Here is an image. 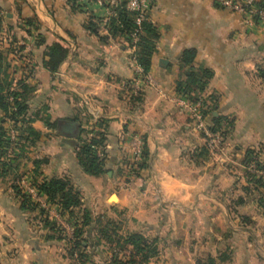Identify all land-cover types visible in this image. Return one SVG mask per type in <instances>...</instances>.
Returning a JSON list of instances; mask_svg holds the SVG:
<instances>
[{"label": "crops", "instance_id": "0c3cea01", "mask_svg": "<svg viewBox=\"0 0 264 264\" xmlns=\"http://www.w3.org/2000/svg\"><path fill=\"white\" fill-rule=\"evenodd\" d=\"M0 10V25L15 34L0 42V79L10 89L32 87L28 112L39 138L30 149V170L67 177L84 209L109 208L125 217L131 232L156 238L159 254L148 264H197L222 252L230 254L227 264H264L263 186L246 164L249 148L264 160V22L216 0H152L147 16L160 37L145 75L128 36L111 34L115 14L103 6L0 0ZM55 43L68 53L51 71L47 52ZM29 44L32 62L22 53ZM186 49L197 52L195 69L213 72L202 95L217 100H209L206 122L221 118L218 126L226 128L222 157L208 152L178 106L177 82L189 71L180 64ZM138 78L139 94L131 95L127 84ZM6 121L7 128L22 125ZM131 132L142 136L148 152L138 170L127 168ZM93 138L104 139L91 144L106 157L98 175L85 172L77 157L81 143ZM12 186L0 177V264H70L56 233L43 225L32 229Z\"/></svg>", "mask_w": 264, "mask_h": 264}, {"label": "trees", "instance_id": "16d2710c", "mask_svg": "<svg viewBox=\"0 0 264 264\" xmlns=\"http://www.w3.org/2000/svg\"><path fill=\"white\" fill-rule=\"evenodd\" d=\"M115 7V15L109 19V27L112 35H127L130 44L135 47L134 58L138 65L142 68L143 73L147 75L150 72L152 64V55L155 50V43L160 37V33L157 27L150 21L145 20L142 22L141 28L137 25L136 11H130L126 8L124 0ZM137 34V41H133V34ZM47 56L49 60L46 62L51 71H57L62 61L67 56V49L59 43H55L49 46ZM195 49H186L181 58V66H188L189 71L185 78L179 79L177 82V90L179 95L188 96L190 99H196L198 96L204 93V90L213 76V72L210 69L202 68L195 69L194 62L196 58ZM264 76V72H263ZM10 82H2L0 79V108L5 114V118H0V159L2 158V148L5 144H8L9 129L5 126L6 120H10L14 123L22 122L21 125V137L23 139L22 150L30 146H33L39 138V133L31 125L33 119L29 118L26 121V117L29 116V108L27 101L30 98L32 87L25 83H20L19 89H10ZM13 97L14 101L11 102L10 98ZM209 100L216 103L214 96L205 97V109L204 113L210 111L208 107ZM221 118H216L213 124V128H218V123ZM103 138H93L90 142L84 140L81 146L77 150V157L83 170L89 174L98 175L105 171L106 157L104 155L98 156L95 151L92 150L91 144L102 145ZM255 148H249L246 154V164L249 165L254 161ZM145 157V158H144ZM148 157L146 145L144 144L143 160ZM39 163V161H35ZM0 177H5L7 174L8 164L0 160ZM11 165V164H10ZM147 162L144 161L140 166L145 167ZM11 166H9L10 168ZM1 168H3L1 170ZM33 181L43 194L47 196V199L52 204H57L62 211V214H69L71 219L68 221L73 224L74 231L72 236V248H70L69 257L73 258L77 254V264H87L92 262L91 254L86 251L87 237L89 228L92 226L93 218L88 210L84 211L83 217L79 221L76 215V209L82 204V197L80 192L74 188L71 181L67 177H43L38 171H34ZM21 178L17 177V184ZM256 184H261L259 180L255 181ZM19 185V184H18ZM13 185V188L18 190L20 186ZM22 203V207L25 210L34 211L42 209L39 205L31 201L30 196L26 195ZM33 206V207H32ZM32 207V208H31ZM54 227V226H53ZM60 239L62 237L58 236ZM123 244L126 248H131V255L126 257H114L108 264H147L152 258L159 254L157 239L150 238L141 233H132L127 235L122 241L118 242ZM230 260V254L226 252L220 253L216 257H208L206 259H198L197 264H227Z\"/></svg>", "mask_w": 264, "mask_h": 264}, {"label": "built area", "instance_id": "2783aa9c", "mask_svg": "<svg viewBox=\"0 0 264 264\" xmlns=\"http://www.w3.org/2000/svg\"><path fill=\"white\" fill-rule=\"evenodd\" d=\"M81 6L88 7L91 4L103 6L107 9L108 13L115 14V7L118 6L121 0H77ZM126 8L130 11H136L137 25L141 28L142 22L148 19L147 12L151 6L152 0H124ZM216 4L221 8L228 10L232 13H238L247 17L250 21H256L257 23L264 22V0H216ZM2 11L0 10V16ZM15 40V34L12 29L6 26L0 25V42H9ZM133 41H137V34H133ZM15 45L19 46L18 40L15 41ZM32 50V44L27 45L26 49L22 53L27 60L32 62L30 51ZM142 80L138 78L127 84V88L131 95H138L141 89ZM205 96L200 95L196 99H190L188 96H178V106L189 114L196 127L201 131L205 140V146L211 155L222 157L224 153V139L226 128L223 126V122L220 123L217 129H214L212 125L206 122L205 109ZM10 101L13 102L14 98L11 97ZM131 141V153L127 168L130 170H138L140 163L143 161L144 153V140L142 136L137 132H131L128 134ZM18 134L12 128L9 129V142L14 145L18 140ZM98 156H103V151L97 152ZM248 171L253 181L259 180L263 186V199H264V161L259 157L254 158L248 165ZM18 184L22 188V191L30 196L31 200L39 205L40 209H44L49 213L50 218L56 220L61 228H66L74 231V226L71 224L67 215H63L60 207L57 204H52L48 201L47 196L38 190L34 181L32 182L27 176L22 177ZM70 234H68L69 236ZM71 236V235H70ZM70 238V237H69Z\"/></svg>", "mask_w": 264, "mask_h": 264}, {"label": "rangeland", "instance_id": "374dc122", "mask_svg": "<svg viewBox=\"0 0 264 264\" xmlns=\"http://www.w3.org/2000/svg\"><path fill=\"white\" fill-rule=\"evenodd\" d=\"M252 22H256V21H252ZM29 118L30 116H27L25 120L28 121ZM20 128L21 126L17 128L15 127L13 128L15 132L18 134L19 139L17 140L16 143H14V145H12L8 141L9 143L3 146L2 148L3 154H2V158L0 159L4 163L8 164V168L6 171L7 174L5 178L9 182H11L12 185H18L16 183L17 177L22 178L24 176H27L28 178H30L32 182H33V177H35V175L33 174V169L32 170L29 169V164L33 163V155L30 153V149L32 146L28 147L26 151L22 150L23 139L21 137ZM256 153L258 154L257 150H255V154ZM257 157H260L259 154L254 155V158H257ZM9 166L11 167L9 168ZM2 169L3 168H1V170ZM13 192L15 193V196L19 198L20 203L22 205L23 201L27 199L26 197L27 194H25L22 191L21 187H19L18 190L17 188L13 189ZM115 200H117L116 196H112L110 198V201H115ZM42 210L43 211H40L39 209L34 210L36 213H38L36 214L37 219L34 221V223H33V211L27 210V212L29 213L28 214L29 222H30L32 229H33V224L35 226L43 225L44 228L51 230L52 232L56 233L57 236L62 237L63 243L65 245L66 254L69 257L70 248L73 247L72 243H69L73 239L72 238L73 231L71 229L67 231L66 228H61L56 222V220H54L53 218H50L48 212H46L44 209ZM85 210L86 209L83 208L82 204L80 207L76 209L77 211L76 216L78 217L76 219H78V221H79V218L81 219L83 217ZM89 212L91 213L93 222L91 226L92 231H90V235L88 233L86 234V237H87L86 238L87 239L86 251L91 254V259L95 261V264H108L110 261H112L114 257L122 258V257L131 255V251H132L131 248L125 249V246L123 244L118 243L120 240L122 241L127 235L135 233V232L130 231L131 228L128 224H126L125 217L123 215L116 216L115 213L109 208L105 210L96 209L95 210L96 213L91 212L90 210ZM65 215H67L68 217L66 219H71L69 217V214H65ZM68 234H70L71 236L70 235L68 236ZM150 238H154V237H150ZM158 245L159 244H156V246ZM77 254H75L73 258L69 257L70 264H77V259H76ZM156 257L152 259H155Z\"/></svg>", "mask_w": 264, "mask_h": 264}]
</instances>
